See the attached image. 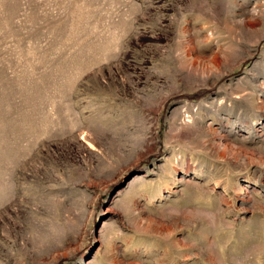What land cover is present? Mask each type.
Instances as JSON below:
<instances>
[{"label": "rangeland", "instance_id": "rangeland-1", "mask_svg": "<svg viewBox=\"0 0 264 264\" xmlns=\"http://www.w3.org/2000/svg\"><path fill=\"white\" fill-rule=\"evenodd\" d=\"M0 264H264V0H0Z\"/></svg>", "mask_w": 264, "mask_h": 264}]
</instances>
